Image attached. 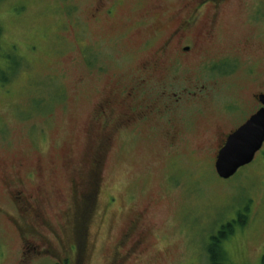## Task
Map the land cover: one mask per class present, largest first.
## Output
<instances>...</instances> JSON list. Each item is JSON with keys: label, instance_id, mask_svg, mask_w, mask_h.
<instances>
[{"label": "rangeland", "instance_id": "374dc122", "mask_svg": "<svg viewBox=\"0 0 264 264\" xmlns=\"http://www.w3.org/2000/svg\"><path fill=\"white\" fill-rule=\"evenodd\" d=\"M93 2L0 0V122L5 125H0V264H19L33 253L23 249V239L37 243L29 234L22 237L7 218L17 215L7 198L8 178H20L31 193L45 188L39 203L49 223L56 230L72 227L77 238L82 226L69 225L71 181L95 161L98 194L86 222L85 264H111L133 240L141 246L121 264H208L210 238L221 229L227 264H261L264 148L229 180L217 177L214 162L217 133L240 117L227 115L224 107L240 99L245 107L247 91L264 83V0H229L223 6L219 50L226 54V68L224 75L198 76V87L208 88L204 102H183L166 118L128 128L117 129L118 122L110 121L108 139L101 136L105 122L95 119V106L108 91L120 90L119 83L137 77L126 65L152 38L154 21L119 40L120 20L129 12L119 11L98 29L90 21ZM175 2L150 0L143 10L165 3L169 12ZM27 45L37 50L32 53ZM195 79L178 75L173 90L196 85ZM167 118L176 131L173 140L166 135L172 130ZM129 230L133 238L122 244ZM36 257L29 264L55 262Z\"/></svg>", "mask_w": 264, "mask_h": 264}, {"label": "flooded vegetation", "instance_id": "af4514ba", "mask_svg": "<svg viewBox=\"0 0 264 264\" xmlns=\"http://www.w3.org/2000/svg\"><path fill=\"white\" fill-rule=\"evenodd\" d=\"M149 1L94 0L91 4L90 21L98 29L107 26L104 24L118 15L119 11L129 12L127 20H120V27L123 29L117 30L116 38L119 40L123 39L127 32L140 33L143 27H151V19L154 21L152 38L145 42L143 48L139 49L140 52L132 53L127 63L130 65H126L127 69H132L131 71L137 74V77L126 85L119 83L120 90L108 91L95 106V119H104L105 125L100 133L106 139L113 134L105 130L110 121L118 122L117 129L128 128L137 123H144L151 117L158 121L166 118L183 102L197 100L204 102L208 88L205 85L198 87L197 84H200L198 76L203 80L211 74L224 75L225 73L227 57L225 52L219 50L221 32L219 24L222 8L229 0H178L174 3L176 7L169 12L165 11V3H157L153 8L143 10ZM152 15H161L162 18L156 19L151 17ZM132 17L138 19L131 20ZM26 47L32 53L37 50V47L33 45ZM13 49L17 50L15 45ZM143 53L144 55L141 56ZM187 73L191 74L193 79L197 77L196 85L191 84L187 88H182L180 92L174 91L173 83L178 75L184 76ZM187 80L190 82L189 78ZM256 82L257 80L253 81V83ZM260 95H264V83L260 84L255 91H247L248 102L245 107L241 99L232 106L224 107L227 115L233 113L240 117L228 131L220 130L217 133V151L221 149L229 135L264 108L259 101ZM167 123L172 130L167 131L166 135L173 140L176 131L173 130L172 120L167 118ZM0 125L1 128L5 126L4 122L3 124L0 122ZM263 148L264 143L254 160ZM92 160L94 162L93 158ZM95 162L86 169L75 172V179L71 181L68 194L72 199V206L68 211L71 224H68L79 225V228L82 226V233L77 238H74L72 227L59 225V229L56 230L49 223L39 203V198L46 191L45 188H36V191L31 193L30 190L25 189L20 178H8L7 198L12 202V208L17 215L6 214L7 218L15 229L21 232L22 237L29 234L37 241L35 243L23 239V249H31L33 253L25 256L28 261L24 259L19 264H29L30 260L36 256L37 260L48 258L55 261L54 264H85L90 247L86 222L93 211L94 199L98 194L97 169L99 166ZM63 196L62 193L57 194L58 198ZM2 212L3 209L0 208V213ZM137 223L133 221L131 226L134 227ZM66 229L70 231L69 235ZM43 230L50 234L52 240L41 233ZM136 237L143 236L138 234ZM122 238V244L132 239L131 230ZM140 246L141 243L138 240H133L129 250L127 249L124 254L116 252V257L111 264L123 263L130 256L137 254ZM222 251L224 252L222 247L216 251L218 259ZM207 258H211L209 249H207ZM260 262L264 264V258Z\"/></svg>", "mask_w": 264, "mask_h": 264}, {"label": "water", "instance_id": "95a60500", "mask_svg": "<svg viewBox=\"0 0 264 264\" xmlns=\"http://www.w3.org/2000/svg\"><path fill=\"white\" fill-rule=\"evenodd\" d=\"M264 106V96H259ZM264 142V108L251 116L244 125L232 133L218 151L214 170L221 180L232 178L236 172L252 163ZM232 149L230 153L228 150Z\"/></svg>", "mask_w": 264, "mask_h": 264}, {"label": "trees", "instance_id": "16d2710c", "mask_svg": "<svg viewBox=\"0 0 264 264\" xmlns=\"http://www.w3.org/2000/svg\"><path fill=\"white\" fill-rule=\"evenodd\" d=\"M8 69H12L10 68V66L8 67ZM238 215V218H240V214H237ZM237 221H234L233 223H236ZM232 222L229 223V226H231L233 224ZM224 234V231L223 229L220 230V232H218L217 235L215 236H212L210 238V241H209V245H208V249L210 250V256L211 258L208 259V264H227L226 263V257H225V254L224 252L222 251L220 254H221V257L220 259H218V253L216 252L218 249L220 250V243L223 241V236Z\"/></svg>", "mask_w": 264, "mask_h": 264}, {"label": "snow or ice", "instance_id": "6c2138e0", "mask_svg": "<svg viewBox=\"0 0 264 264\" xmlns=\"http://www.w3.org/2000/svg\"><path fill=\"white\" fill-rule=\"evenodd\" d=\"M226 150H228V153H230L232 149H226Z\"/></svg>", "mask_w": 264, "mask_h": 264}]
</instances>
